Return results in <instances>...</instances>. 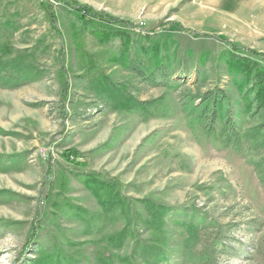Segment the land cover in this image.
Listing matches in <instances>:
<instances>
[{
  "label": "rangeland",
  "instance_id": "obj_1",
  "mask_svg": "<svg viewBox=\"0 0 264 264\" xmlns=\"http://www.w3.org/2000/svg\"><path fill=\"white\" fill-rule=\"evenodd\" d=\"M84 7L188 33L103 44ZM235 48L264 53V0H0V264H264V110L229 71ZM91 172L124 211L80 183Z\"/></svg>",
  "mask_w": 264,
  "mask_h": 264
},
{
  "label": "trees",
  "instance_id": "obj_2",
  "mask_svg": "<svg viewBox=\"0 0 264 264\" xmlns=\"http://www.w3.org/2000/svg\"><path fill=\"white\" fill-rule=\"evenodd\" d=\"M47 12L49 17L53 21H56L55 15L52 13L50 7H47ZM74 12L78 14L86 25H91L95 32V38L100 43H110L118 39L124 48H128L131 44H134L137 38H144L151 43L149 36L152 33L154 35L160 33L166 27H177L180 32L188 33V30H183L180 25L175 23L161 24L156 29V32L146 33L129 22L108 16L102 12L95 13L89 8H75ZM226 62L230 72L241 74L247 83L252 84V91L255 93L257 108L264 110V53L250 48H235L227 53ZM129 66L141 77L150 79L151 81L154 80V77L147 76L145 63L137 64L134 62L130 63ZM205 100L218 105L222 102L223 96L216 92L207 93ZM221 142L227 147L241 146V136L230 122L225 124ZM64 158L68 163L74 164L77 167L85 166V155L77 150L67 151L64 154ZM77 177L80 183L92 194L101 206L108 209L117 207L120 210H125L126 199L122 196L121 186L117 181L104 180L98 172L81 173ZM146 209L154 224L160 225L163 222V217L167 211L166 208L155 206L154 204H147Z\"/></svg>",
  "mask_w": 264,
  "mask_h": 264
}]
</instances>
